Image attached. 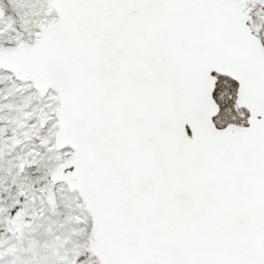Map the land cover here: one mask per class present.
<instances>
[{"label": "snow or ice", "instance_id": "6c2138e0", "mask_svg": "<svg viewBox=\"0 0 264 264\" xmlns=\"http://www.w3.org/2000/svg\"><path fill=\"white\" fill-rule=\"evenodd\" d=\"M0 264H264V0H0Z\"/></svg>", "mask_w": 264, "mask_h": 264}]
</instances>
